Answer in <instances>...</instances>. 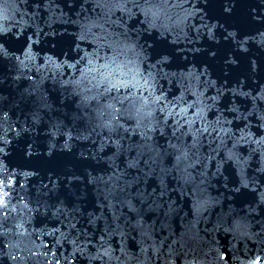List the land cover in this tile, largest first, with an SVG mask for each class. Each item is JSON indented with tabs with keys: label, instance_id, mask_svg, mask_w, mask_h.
I'll use <instances>...</instances> for the list:
<instances>
[{
	"label": "water",
	"instance_id": "95a60500",
	"mask_svg": "<svg viewBox=\"0 0 264 264\" xmlns=\"http://www.w3.org/2000/svg\"><path fill=\"white\" fill-rule=\"evenodd\" d=\"M101 2L104 7L96 6L97 0H51L45 11L32 0H0L7 17L0 24L10 29L0 40L6 49L0 55V136L7 141L0 153V264H159L214 138L215 133L197 135L193 142L203 123L185 128L187 135L159 125L142 135L127 123V134L121 129L111 135L120 145L117 150L109 133L93 130L95 121L86 119L72 89L61 87L62 79H71L61 76L64 68L39 67L48 56L61 63L80 25L95 37V43H81L86 51L116 40L132 25L115 0ZM257 3L241 0L228 19L217 7L209 14L230 30L252 35L257 25L248 23L245 13ZM29 36L31 59L19 44ZM197 46L204 51L187 53L192 67L208 66L217 87L231 88L248 52L239 53L219 35L208 41L205 34ZM155 47L168 45L156 39ZM208 50L215 56L209 57ZM229 55L236 64L224 63ZM180 62L165 71L180 72ZM163 86L171 91L167 82ZM205 116L214 119L209 112ZM101 137L107 144L98 153ZM105 249L110 258L99 256Z\"/></svg>",
	"mask_w": 264,
	"mask_h": 264
},
{
	"label": "snow or ice",
	"instance_id": "6c2138e0",
	"mask_svg": "<svg viewBox=\"0 0 264 264\" xmlns=\"http://www.w3.org/2000/svg\"><path fill=\"white\" fill-rule=\"evenodd\" d=\"M20 2L27 3L28 0ZM32 2L35 8L44 7L47 11L51 0ZM240 3L241 0H115L114 6L122 12L126 11L135 27L128 25L116 40L96 43L92 51H86L80 46L81 43L85 46L89 42L95 43V37H90V29L86 25H80L61 63L57 65L48 56L39 67L42 69L51 64L57 70L64 68L61 76L66 73L71 79H62L59 82L61 87L72 89L73 94L79 97L86 119L95 121L93 130L100 128L106 131L110 134V140L111 135H119L121 129L127 134L128 130L124 127L127 123H133V127L142 135L155 131L157 125L171 128L173 134L179 131L187 135L194 124L203 123L205 127L197 128L193 134V142L197 135L206 138L205 134L212 136L215 133L214 139L219 143L224 133L234 140V145L251 142L256 147L264 148V84H261L255 95L241 90L236 84L231 88L224 85L217 87L218 81L210 78L208 66L197 64L193 68L192 60L187 56L189 51H204L197 44L205 34L208 41L222 36L239 53H247L249 47L246 45L250 46L251 43L264 50V0H258L245 13L247 22L257 25L252 35L230 30V25L219 22L209 14L211 8L217 7L225 19L231 18ZM96 6L104 7L105 4L97 0ZM3 12L4 9L0 8V19H7ZM9 32V28L0 24V40ZM157 33L159 36L156 39L167 42L166 49H156L154 35ZM16 36L20 37L21 33L17 31ZM33 43L31 36L27 40H19L26 58H32L28 45ZM181 44L188 47L181 48ZM3 54H6L5 45L0 43V55ZM207 55L213 57L215 52L208 50ZM179 61H182L177 64L180 72L165 71ZM236 62L232 55L224 60L226 65ZM250 68L252 72L256 71L255 59L250 61ZM164 82L171 86V91L163 86ZM240 83L242 85L243 81ZM208 92L213 94L208 95ZM189 96L192 99H188ZM206 112L214 119H206ZM225 114L231 115L235 121H244L243 127L235 125L238 135L233 136L232 129L225 127V124L231 125L233 122L227 120ZM253 118L255 127L261 133L255 139L253 133L247 130L253 126L249 123ZM168 121L170 123L166 124ZM6 144L7 141L0 136V153ZM106 144L107 141L97 144L96 152L103 153ZM111 145L119 150L120 145L116 140H111ZM28 148L30 150L31 145ZM25 154L31 153L28 151ZM226 159L231 160L232 155H227ZM260 163V170L264 171V151L260 154ZM99 256H109L108 249L99 253ZM219 260H227L223 252H220ZM56 264H60L59 260Z\"/></svg>",
	"mask_w": 264,
	"mask_h": 264
}]
</instances>
